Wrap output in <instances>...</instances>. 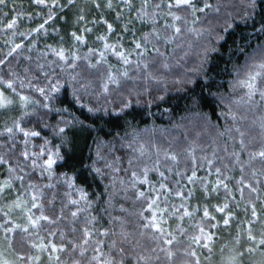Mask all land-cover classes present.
Listing matches in <instances>:
<instances>
[{
    "label": "trees",
    "instance_id": "16d2710c",
    "mask_svg": "<svg viewBox=\"0 0 264 264\" xmlns=\"http://www.w3.org/2000/svg\"><path fill=\"white\" fill-rule=\"evenodd\" d=\"M177 4L0 0L1 263L264 264V0Z\"/></svg>",
    "mask_w": 264,
    "mask_h": 264
},
{
    "label": "snow or ice",
    "instance_id": "6c2138e0",
    "mask_svg": "<svg viewBox=\"0 0 264 264\" xmlns=\"http://www.w3.org/2000/svg\"><path fill=\"white\" fill-rule=\"evenodd\" d=\"M191 3V0H178V4L177 6H179L180 4H190ZM205 7H210V5H205ZM201 11H203V9H201ZM9 27H12V25H9ZM41 27H43V25H41ZM110 27V26H109ZM177 32H179V29H176ZM137 47H139V45H137ZM262 68H264V65H261ZM260 73H257L256 75H253L250 77V81H245L244 84L242 86L246 87L249 92H248V99L251 100L254 96L257 95V93H259V95L261 96V99L264 100V91H260L258 88H257V85L255 83L256 79H257V76H259ZM11 85H9L10 87ZM262 127H264V125H262ZM237 132H239V129H236ZM35 135V134H33ZM241 136L244 135V133H240ZM26 155V154H25ZM258 156L261 157V158H264V151H261L258 153ZM171 159L175 160V156H172ZM53 163V161H49V167H51V164ZM144 193H140V196H143ZM75 203V201L73 202ZM219 211H223V209H219ZM76 213H73V216H75ZM205 215L207 216V212H205ZM47 219V218H45ZM225 223H227V221H225ZM147 227V225H146ZM85 243H87V241H85ZM168 243H171V241H168ZM261 243H264V241H262Z\"/></svg>",
    "mask_w": 264,
    "mask_h": 264
},
{
    "label": "rangeland",
    "instance_id": "374dc122",
    "mask_svg": "<svg viewBox=\"0 0 264 264\" xmlns=\"http://www.w3.org/2000/svg\"><path fill=\"white\" fill-rule=\"evenodd\" d=\"M14 94L9 93L7 91H3L0 87V109H7L10 106L19 107L21 106V102L23 101L25 103V99L19 96H13ZM17 99V100H16ZM20 100V101H18ZM16 209H19L18 206H16ZM7 254L6 247L3 245L2 241H0V259ZM0 264H5L1 263ZM7 264H10V261H7ZM233 264V263H232Z\"/></svg>",
    "mask_w": 264,
    "mask_h": 264
},
{
    "label": "bare ground",
    "instance_id": "6f19581e",
    "mask_svg": "<svg viewBox=\"0 0 264 264\" xmlns=\"http://www.w3.org/2000/svg\"><path fill=\"white\" fill-rule=\"evenodd\" d=\"M87 9V8H86ZM114 38V37H113ZM116 38V37H115Z\"/></svg>",
    "mask_w": 264,
    "mask_h": 264
}]
</instances>
